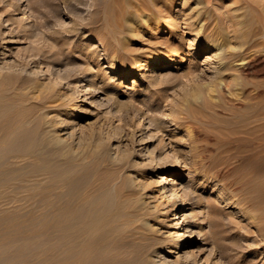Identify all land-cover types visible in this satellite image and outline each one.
Segmentation results:
<instances>
[{
    "label": "rangeland",
    "instance_id": "1",
    "mask_svg": "<svg viewBox=\"0 0 264 264\" xmlns=\"http://www.w3.org/2000/svg\"><path fill=\"white\" fill-rule=\"evenodd\" d=\"M50 1L0 0V125L4 124L6 128L8 126L7 129L3 127L4 125L0 126L3 130H0V147L4 143L3 140L6 142V145L4 143L2 149L0 148V157L4 156L2 160L0 159L2 166L0 202L8 203L4 205L5 207L0 206V264H77L79 261V264H84L83 252L77 256L78 261L72 259L70 249H67L69 243L65 235L66 222L78 216L75 218L78 220L72 221L76 224L81 221L82 224L87 220L88 229L87 226L85 229L89 230L94 223L92 219L94 221L96 213L102 206L105 210L112 209L110 219L113 226L108 230L103 226L102 229L101 223L100 230L97 227L89 230L94 231L97 228L98 238L100 237L106 245L96 251L90 244L92 249L86 253L89 255L87 264L91 262L116 264V260L118 264L121 262L123 264V260L129 259V256L130 259L134 257V262L136 259L137 261L135 263L127 261L126 264H138V261H141L139 264H145V260H142L145 259L144 256L135 255L136 242L130 238L131 236H127L129 230L133 228L131 226L138 225L137 223L143 219L153 224L157 232L156 237L152 236L162 240L161 246L164 247V251L171 249L162 255L158 254L159 258L151 257V264H264L262 149L258 147V141L252 143L246 136L248 127L258 124L264 117V0H157L154 11L160 13L162 11L163 14L160 15L165 16L169 8L175 26L160 25L156 31L146 30L138 35V39L134 38L131 42L126 39L111 40L107 36L105 21L97 20L95 15L97 9L93 0H86L85 4L79 5L86 7L79 17L65 6L64 0ZM43 9H47L46 13ZM201 23L203 28L200 29ZM197 30L200 32L196 33ZM209 33L222 37L227 34L232 47L243 44L241 48L244 50V57H255L253 60L251 58L247 71L240 76L242 80L240 78L238 80L252 82L243 81L242 83L246 85L245 94L241 95L243 99L240 97V101L234 100L229 104L226 100H221V93L216 88L215 94L221 101L217 102L215 107L214 103L213 105L211 103L208 109L210 112L203 107L206 115L202 118L200 116L196 120L192 118L184 120L183 117L187 115L183 113L192 109L194 103L197 107L207 101L208 88L210 85L215 88L219 77L215 74L214 64L209 63L207 52L202 50L206 47L202 36L210 35ZM119 46H124L122 48L125 51L120 50L121 60L119 63H113L109 61L108 56L112 53V47ZM143 55L146 56V60L150 59L143 75L123 77L120 73L121 68L128 64L136 65L137 57ZM236 68L232 69L235 70V74L238 73ZM151 73L153 76H147ZM89 83H93L95 92L84 95L85 86ZM127 85H131L132 88L127 89ZM36 86L37 88H34ZM247 88L251 91L255 88V92L259 94L258 98H253L255 92L249 90L252 95L248 93ZM46 93L49 96L45 95ZM111 99L116 100V103L113 104ZM75 104L81 109L80 114L70 119L68 129L64 130L60 117L63 111L69 110ZM186 121L190 122L189 129L181 125V122ZM62 133L64 136L60 135ZM60 137L62 138V141H58L60 147L54 146L56 144L51 142ZM235 137L238 139L241 137L245 141L241 139L238 141ZM18 141L21 142L20 145ZM35 141L39 143L38 147ZM65 143L71 145V148L66 147L67 150L63 151L60 148L68 146ZM26 144H29V147H26ZM19 147L23 148L20 150ZM70 149L73 150L71 154ZM29 152L32 155L28 154ZM63 153L68 155L65 156ZM121 155L124 161L119 160ZM102 157L106 159L102 160ZM9 167L11 170H8ZM68 168H71V171ZM9 175H12V179H9ZM165 177L171 182L168 186L164 185V190L168 188L174 190L175 201L179 203L181 209L175 212L169 209L170 211L163 214L159 202L166 192L161 187L164 181L162 178ZM123 179L131 180L133 183L134 195L131 196L133 198L130 199L131 202L127 200L130 198L129 195L124 200L123 196L120 197L117 193L119 183H122ZM139 185L141 189L138 188ZM70 186L72 187L69 188ZM63 189L65 191L67 189L69 196L74 191L73 198L70 197L71 200L67 198L68 202H65V199H57L62 194L66 195ZM3 190L5 192L8 190V193ZM97 196L101 198V203H98L100 201ZM35 197L37 199L39 197V200ZM33 198L36 201L31 200ZM76 198L78 200L81 198L80 202ZM120 199L127 200V204L125 202L122 204ZM58 200L59 204L64 206L61 209L63 211H59L57 208L59 204H55L59 202ZM69 201L76 207L71 208V213L73 211L75 216L70 214L69 217L67 213V210H70L69 205H72L66 204ZM133 201H142L144 206L142 211L147 209L149 212L138 215L141 218L126 217V221L121 213L122 210L127 212V209L122 207L134 203ZM38 203L41 205L38 206ZM80 203L81 210H76L79 208L77 204L79 206ZM85 203L89 209L85 208ZM84 208L85 212L82 210ZM93 210H96L95 214ZM113 212L120 213L118 215L120 217L115 213L113 216ZM29 213L31 218L26 217ZM53 213H57L55 217L58 221L53 219L55 223L52 220L55 215ZM84 213H87L85 216L89 215L86 216L88 219L84 217ZM82 216L85 219H82ZM73 222H70L72 227L75 224ZM58 224L63 228L61 244L55 236ZM79 224L73 228L81 229ZM113 230L117 234L113 233ZM189 230L196 233L197 237L185 244L184 248L175 246L173 248L172 245L181 240L182 233ZM94 237L96 236H93V240ZM119 237L126 240L123 241ZM111 239L113 241L115 239L114 243H111L113 242ZM128 242L130 248L127 247ZM156 245L155 248H160V245ZM107 254H110L109 257ZM95 255L103 258L102 261L97 256L101 261L98 262ZM107 258L112 259L109 261Z\"/></svg>",
    "mask_w": 264,
    "mask_h": 264
},
{
    "label": "bare ground",
    "instance_id": "2",
    "mask_svg": "<svg viewBox=\"0 0 264 264\" xmlns=\"http://www.w3.org/2000/svg\"><path fill=\"white\" fill-rule=\"evenodd\" d=\"M37 2H38V0H36ZM50 1V0H49ZM65 2V6H67V7H69V9L72 11V13L74 14V15H76V16H81L82 15V10L84 11L85 9H86V7H80L79 5L80 4H85L87 1L86 0H64ZM94 1V5H95V8L97 9L96 11V13H95V15H97L96 17H97V20H104L105 21V28H106V30L107 31H105V32H107V36H109L110 38H111V40H116V39H123V40H129V42H131L134 38H137L138 37V35L140 34V33H143L144 31H146V30H155L156 31V29H158V28H160V25L162 26V25H167V27L168 26H170V25H174L175 26V22L173 21V18L174 17H172V11L171 10H169V8H168V10H167V12H166V14H164L165 16H162V15H160V14H163L162 13V11H161V13L160 12H157V11H154V4L157 2V0H93ZM168 1V0H167ZM44 2H45V0H44ZM51 2V1H50ZM44 4V3H43ZM46 4H47V2L45 3V6H46ZM50 4V3H49ZM170 5V4H169ZM37 6V5H36ZM38 7H39V5H38ZM47 7V6H46ZM50 8H51V5H50ZM49 8V9H50ZM171 9V8H170ZM44 10V9H43ZM46 10L47 9H45L44 11H45V13H46ZM43 11V12H44ZM69 11V10H68ZM166 11V10H165ZM45 13H44V15H45ZM51 13H53V12H51ZM59 13V12H58ZM50 15V14H49ZM48 15V16H49ZM50 17V16H49ZM95 17V18H96ZM97 22V21H96ZM101 23V22H100ZM168 23V24H167ZM91 24V23H90ZM98 24V23H97ZM91 25H93V24H91ZM204 25V24H203ZM99 26V25H98ZM101 26V25H100ZM104 26V25H103ZM171 27V26H170ZM91 28V27H90ZM95 28V27H94ZM98 28V27H97ZM96 28V29H97ZM201 28H203V26H202V23H201V25H200V29ZM101 29V28H100ZM94 30V29H93ZM196 30V29H195ZM96 31V30H95ZM202 31V30H201ZM204 31V30H203ZM197 32H200V31H196V33ZM224 32V31H223ZM156 33V32H155ZM212 33V32H211ZM214 33V32H213ZM199 34V33H198ZM205 34V33H204ZM210 34V33H209ZM220 34V33H219ZM141 35V34H140ZM139 35V36H140ZM197 35V34H196ZM227 35V34H226ZM225 35V37H222V36H219V35H217V34H210V35H204V36H202V41H203V43H205V46L206 47H204V48H202V50H205V52H207L206 54L209 56V57H207V58H209L210 60H209V63H211V64H214V70H215V74H217V75H219V77H218V79H217V83H215V85H216V87L214 88V86H211L210 85V87L208 88V91H207V93H206V97H207V101H204V102H202L203 104H200V105H203V106H197L196 107V104L194 105L193 104V108L191 109H189V110H187V112L186 113H183L184 115H187L185 118L183 117V119L184 120H186L187 118H192V119H194V120H196V119H198L200 116H201V118H202V116H205L206 115V112H204L202 109H203V107H204V109H206V110H208L211 106H210V104L212 103V105H213V103H214V105H213V107H215V104L218 102H220L222 99L225 101L226 100V103L227 104H229V103H231L232 101H234V100H238V101H240L239 99H241L242 97H241V95L245 92L244 90H245V84H243L244 82H245V79H243V81H238V80H240L241 79V75L242 74H244L246 71H247V69H248V67H249V63L251 62V58H252V60H253V57L254 56H248V57H244V53H243V51L244 50H242V46H243V44H241V45H239V46H233L232 47V45L230 44V40H229V38H228V36H226ZM243 36V35H242ZM105 37V36H104ZM142 37V36H141ZM242 38V37H241ZM246 38V37H245ZM138 39V38H137ZM233 40V39H232ZM240 40V39H239ZM239 42H241V41H239ZM107 44H105V46H106ZM120 45H121V43H120ZM109 46V45H108ZM116 46V45H115ZM110 47V46H109ZM121 47V49H119ZM122 47H124V46H119V47H112V50H111V54L108 56V58H109V61H111V62H113V63H119V60H121V58H122V56H121V52L122 51H125V50H123V48ZM250 47V46H249ZM252 48V47H251ZM124 49H126V48H124ZM248 49V48H247ZM120 50H122V51H120ZM249 50V49H248ZM250 51V50H249ZM251 52V51H250ZM247 54V53H246ZM252 55V54H251ZM255 58V57H254ZM256 59H257V57H256ZM148 60H150V59H148ZM148 60H146V56H139V57H137V60H136V62H137V64L136 65H130V64H128V65H126V66H124V67H122L121 68V70H120V73L123 75V77H126V78H133L134 76H136L137 74H139V75H143V72H145V66L147 65V62H148ZM255 60V59H254ZM237 67V68H236ZM233 68H236L237 70V74H235V70H233L232 71V69ZM227 74V75H226ZM248 74H250V73H248ZM147 76H153L152 75V73H151V75H147ZM246 76H248V75H246ZM225 78V79H224ZM240 78V79H239ZM227 80V81H226ZM242 80V79H241ZM247 81V80H246ZM243 82V83H242ZM252 81H249V82H245V83H251ZM93 83H89L88 85H86L85 86V93H84V95H87V94H91V93H94L95 92V90L93 89V85H92ZM255 85V84H254ZM249 86H251V84H249ZM253 87H255V86H253ZM34 88H37V86L36 87H34ZM40 88V87H39ZM38 88V89H39ZM126 88L127 89H131L132 88V86L131 85H127L126 86ZM216 88L218 89V91L221 93V100H220V98L215 94V92H216ZM251 88V87H250ZM248 89V88H247ZM253 89V88H252ZM255 89V88H254ZM253 89V91L255 92V90ZM257 89V88H256ZM259 89V88H258ZM35 90V89H34ZM250 89H248V91H249ZM48 91V90H47ZM251 91V90H250ZM248 92V93H251V92H253V91H251V92ZM45 93V91H42V93ZM247 92V91H246ZM50 94V93H49ZM245 94V93H244ZM252 95H253V93H251ZM258 93H256L255 92V94H254V96H253V98H258L257 96L259 95H257ZM45 95H47V93L45 94ZM252 95H251V98H252ZM261 95H262V93H261ZM47 96H49V95H47ZM52 97V96H51ZM56 97V96H55ZM225 97L227 98V99H225ZM241 97V98H240ZM249 97H250V95H249ZM262 97V96H261ZM46 98V97H45ZM50 98V97H49ZM53 98V97H52ZM247 98V97H246ZM243 99V98H242ZM112 100V99H111ZM248 100V99H247ZM47 101H49V100H47ZM235 101V102H236ZM246 101V100H245ZM50 102V101H49ZM190 102V101H189ZM242 102V101H241ZM112 103L113 104H115L116 103V100H112ZM246 103H248V102H246ZM256 103V102H255ZM255 103H254V105H255ZM261 103V102H260ZM225 104V103H224ZM250 104V103H249ZM41 105V104H40ZM247 105V104H246ZM229 106V105H228ZM227 106V107H228ZM248 106V105H247ZM123 107V106H122ZM125 107V106H124ZM222 107V106H221ZM236 107V106H235ZM253 107V106H252ZM6 108V107H5ZM226 108V107H225ZM238 108V107H237ZM2 109V108H1ZM10 109V108H9ZM228 109H229V107H228ZM242 109V108H241ZM244 109V108H243ZM253 109H254V107H253ZM80 108H78L77 107V104H75V105H73L69 110L67 109L66 111H63V113H62V115H61V117H60V123H61V126H63V124H64V130H66V129H68V124H70V122H69V120L70 119H72V118H74V117H78L79 116V114H80ZM224 110V109H223ZM244 110H246V109H244ZM7 111V110H6ZM209 112H210V110H208ZM9 112H10V110H9ZM182 112V111H181ZM233 112V111H232ZM237 112H239V111H237ZM248 112V111H247ZM264 112V111H263ZM243 113V112H242ZM255 113H256V111H255ZM262 113V112H261ZM261 113H259V114H261ZM11 114V113H10ZM42 114V113H41ZM215 114V113H214ZM227 114V113H226ZM244 114V113H243ZM210 115V114H209ZM235 115H237V114H235ZM246 116H247V114H245ZM244 115V116H245ZM181 116V115H180ZM241 116V115H240ZM245 116V118H248V117H246ZM249 116H251V115H249ZM3 117V116H2ZM39 117H40V115H39ZM45 118H46V116H44ZM179 117V116H178ZM178 117H177V119H178ZM207 117V116H206ZM26 118V117H25ZM45 118H43V119H45ZM255 118V117H254ZM31 119V118H30ZM36 119V118H35ZM42 119V118H41ZM176 119V120H177ZM210 120L212 119V118H209ZM241 119H242V116H241ZM252 119V118H251ZM10 120V119H9ZM40 120V119H39ZM46 120V119H45ZM245 120V119H244ZM248 120V119H247ZM250 120V119H249ZM11 121V120H10ZM27 121V120H26ZM44 121V120H43ZM200 121V120H199ZM246 121V120H245ZM251 121V120H250ZM249 121V122H250ZM35 122H36V120H35ZM41 122V121H40ZM232 122H233V120H232ZM248 122V121H247ZM15 123V122H14ZM37 123V122H36ZM243 123H244V121H243ZM254 123V122H253ZM252 122H251V124H253ZM8 124H10V123H8ZM7 124V125H8ZM40 124H42V122L40 123ZM44 124V123H43ZM49 124V123H48ZM250 124V123H249ZM2 125V124H1ZM0 125V126H1ZM4 125V124H3ZM2 125V126H3ZM13 125V124H12ZM15 125H16V123H15ZM180 125V124H179ZM181 125H184L187 129H189V127H191V125H190V122L189 121H186V122H184V123H182L181 122ZM34 126V125H33ZM227 126H228V124H227ZM230 126V125H229ZM3 127H5V125L3 126ZM12 127V126H11ZM36 126H34V128H35ZM50 127V126H49ZM246 127H248V125H246ZM6 128V127H5ZM7 128H8V126H7ZM6 128V129H7ZM14 128H15V126H14ZM23 128V127H22ZM21 128V129H22ZM232 128V127H231ZM244 128V127H243ZM16 129V128H15ZM19 129V128H18ZM236 129H239V128H236ZM1 130V129H0ZM9 130V129H8ZM24 130H26V128L24 129ZM29 130V129H28ZM46 130H48V129H46ZM1 131H3V130H1ZM0 131V132H1ZM31 131V130H30ZM29 131V132H30ZM60 131H62V130H60ZM17 132V131H16ZM28 132V133H29ZM33 132V131H32ZM35 132V131H34ZM65 132V131H64ZM229 133H230V131H228ZM242 132V131H241ZM4 133V132H3ZM7 133V132H6ZM10 133H11V131H10ZM9 133V134H10ZM24 133L25 134H27L25 131H24ZM40 133V132H39ZM61 133V132H60ZM195 133V132H194ZM233 133V132H232ZM17 134V133H16ZM33 134V133H32ZM31 134V135H32ZM64 133H62V134H60V135H63ZM231 134V133H230ZM1 135V134H0ZM4 135H5V133H4ZM3 135V136H4ZM12 135V134H11ZM15 135V134H14ZM17 135H19V134H17ZM40 135H42L41 133H40ZM48 135H50V133L48 134ZM53 135V134H52ZM56 135H58V134H56ZM59 135V136H60ZM227 135V134H226ZM229 135V134H228ZM236 135H238V133L236 134ZM239 135H240V133H239ZM2 136V137H3ZM21 136V135H20ZM25 136V135H24ZM64 136V135H63ZM232 136V135H231ZM244 136V135H243ZM246 136H247V138L253 143V142H256L257 143V141H258V144H259V146L258 147H260L261 149H262V159H263V167H262V170H263V172H264V117L260 120V122L258 121V124H256V125H253V126H251L250 128L248 127V129L246 130ZM11 137V136H10ZM9 137V138H10ZM16 137V136H15ZM55 137V136H54ZM233 137V136H232ZM242 137V136H241ZM241 137H240V139H241ZM4 138V137H3ZM6 138H8V136L6 137ZM38 138V137H37ZM246 138V139H247ZM11 139V138H10ZM9 139V141L10 142H12L11 140ZM232 139V138H231ZM235 139H238V137H235ZM240 139H238V141H240ZM247 139V140H248ZM3 139H1V141H2ZM14 140V139H13ZM18 140V139H17ZM36 140V139H35ZM40 140H41V138H40ZM70 140V139H69ZM233 140V139H232ZM8 141V143H10ZM15 141H16V139H15ZM14 141V142H15ZM20 141V140H19ZM19 141H18V143H19ZM58 141H62V138L60 137V138H58V139H56L55 138V140L53 139V142H51V143H55L56 145H54V146H59V144H60V142H59V144H58ZM66 142H67V140H65ZM237 141V142H238ZM241 141H245V140H242L241 139ZM249 141V143H251ZM2 142H4L5 143V145H6V142L3 140ZM13 142V143H14ZM27 142V141H26ZM29 142V141H28ZM27 142V143H28ZM31 142V141H30ZM36 142V141H35ZM46 142V141H45ZM47 142H49V141H47ZM64 142V141H63ZM62 142V143H63ZM73 142V141H72ZM235 142V141H234ZM3 143V144H4ZM16 143V142H15ZM21 143V142H20ZM20 143H19V145H20ZM51 143H49V145H51V146H53V144H51ZM251 143V144H252ZM2 144V145H3ZM37 144V146L36 147H38V144L39 143H35V145ZM243 144V143H242ZM245 144V143H244ZM2 145H1V149H2ZM12 145V144H11ZM29 144H26V147L28 146ZM33 145V144H32ZM31 145V146H32ZM61 145V144H60ZM65 145H68V146H65V148H63V146H62V148H60V149H63V151H65V149H66V147H70L71 148V145H69V144H66L65 143ZM83 145H85V144H83ZM4 146V145H3ZM10 146V145H9ZM13 146V145H12ZM41 146V145H40ZM39 146V147H40ZM225 146V145H224ZM7 148H8V145L6 146ZM29 147V146H28ZM42 147V146H41ZM40 147V148H41ZM60 147V146H59ZM73 147V146H72ZM258 147H257V150H258ZM10 149H12L13 150V148H11V147H9ZM21 148H23V147H21ZM21 148L19 147V149L21 150ZM25 148V147H24ZM76 148V147H75ZM86 148V147H85ZM84 147H83V149H85ZM254 148V147H253ZM26 149V148H25ZM33 149V148H32ZM41 149H43V147L41 148ZM51 149V148H50ZM247 149V148H246ZM8 150V149H7ZM11 150V151H12ZM29 150V149H28ZM67 150V149H66ZM69 150V149H68ZM71 150V149H70ZM88 150V149H87ZM256 150V149H255ZM15 151V150H14ZM32 151V150H31ZM30 151V152H31ZM39 151V150H38ZM41 151V150H40ZM62 150H61V152H63ZM73 150H71V152H70V154L71 153H73L72 152ZM75 151V150H74ZM77 151H79V150H77ZM81 151V150H80ZM79 151V152H80ZM84 151V150H83ZM92 151H93V149H92ZM92 151H89V152H91L92 153ZM258 151H260V150H258ZM1 152V151H0ZM13 152V151H12ZM17 152H18V150H17ZM26 152V151H25ZM24 152V153H25ZM30 152L28 153V154H30ZM33 152H34V150H33ZM35 152H37V150L35 151ZM43 152V151H42ZM16 152H14V154H15ZM39 153V152H38ZM49 153V152H48ZM52 153V152H51ZM65 153V152H64ZM63 153V154H64ZM69 153V152H68ZM75 153H76V151H75ZM74 153V154H75ZM78 153V152H77ZM85 153V152H84ZM87 153V152H86ZM91 153H89V154H91ZM260 153V152H259ZM34 154V153H33ZM69 154V155H70ZM79 154V153H78ZM95 154V153H94ZM93 154V155H94ZM98 154V153H97ZM121 154V153H120ZM247 154V153H246ZM18 155V154H17ZM19 155H21V154H19ZM30 155H32V154H30ZM35 155V154H34ZM37 155V154H36ZM46 155H47V153H46ZM49 155V154H48ZM52 155H53V153H52ZM62 155V154H61ZM65 156H67L68 154H64ZM76 155V154H75ZM87 155V154H86ZM104 155V154H103ZM255 155V154H254ZM259 155V154H258ZM3 156V155H2ZM1 156V157H2ZM29 156V155H28ZM72 156V155H71ZM77 157H78V155H76ZM96 156V155H95ZM106 156V155H105ZM0 157V159L2 160L3 159V157L1 158ZM17 157V159H18V156H16ZM27 157V156H26ZM37 157H39V155L37 156ZM51 157V156H50ZM49 157V158H50ZM53 157V156H52ZM62 157H63V155H62ZM73 157V156H72ZM87 157H88V155H87ZM93 157V156H92ZM110 157V156H109ZM260 157V159H261V156H259ZM29 158V157H28ZM64 158H66V157H64ZM255 158V157H254ZM26 160H27V158H25ZM74 159V158H73ZM78 159V158H77ZM81 159V158H80ZM89 159V158H88ZM102 160L103 159H106V158H101ZM112 159V158H111ZM111 159L109 160V161H111ZM116 159V158H115ZM114 158H113V160H115ZM260 159H258V160H260ZM20 160H21V158H20ZM25 160V161H26ZM112 160V161H113ZM119 160H123V158H122V155L120 156V158H119ZM127 160V159H126ZM19 161V160H18ZM124 161V160H123ZM28 162H30L29 160H28ZM75 162V161H74ZM77 162V161H76ZM82 162V161H81ZM85 162V161H84ZM117 162V161H116ZM121 162V161H120ZM259 162V161H258ZM48 163V162H47ZM93 163H94V161H93ZM107 163V162H106ZM110 163V162H109ZM114 163V162H113ZM2 164V163H1ZM11 164V163H10ZM10 164H7V165H9V166H11ZM28 164V163H27ZM53 164V163H52ZM55 164V163H54ZM59 164V163H58ZM57 164V165H58ZM71 164V163H70ZM75 164V163H74ZM89 164V163H88ZM120 164V163H119ZM121 164L123 165L124 163H122L121 162ZM80 165V164H79ZM85 165H86V163H85ZM90 165V164H89ZM117 165V164H116ZM125 165H126V163H125ZM21 166V165H20ZM75 166V165H74ZM73 166V167H74ZM94 166V165H93ZM124 166V165H123ZM122 166V167H123ZM0 167H2V166H0ZM13 167V166H12ZM19 167V166H18ZM49 167V166H48ZM72 167V166H71ZM125 167V166H124ZM123 167V168H124ZM5 168V167H4ZM16 168V167H15ZM21 168V167H20ZM77 168H78V166H77ZM149 168H151V166H149ZM8 169V168H7ZM22 169H23V167H22ZM21 169V170H22ZM39 169V168H38ZM70 171H71V168H68ZM67 169V170H68ZM151 169H153V168H151ZM8 170H11V167H9V169ZM19 170V169H18ZM21 170H19V171H21ZM85 170V169H84ZM90 170V169H89ZM24 171V170H23ZM30 171V170H29ZM69 171V172H70ZM86 171H87V168H86ZM122 171V170H121ZM34 172V171H33ZM36 172V171H35ZM43 172V171H42ZM45 172V171H44ZM76 172V171H75ZM1 173V172H0ZM7 172H5V174H6ZM10 173V172H9ZM16 173V172H15ZM18 173V172H17ZM16 173V174H17ZM28 173V172H27ZM38 173V172H37ZM57 173V172H56ZM64 173V172H63ZM77 173V172H76ZM84 173V172H83ZM92 173V172H91ZM8 174V173H7ZM6 174V175H7ZM15 174V175H16ZM19 174V173H18ZM24 174H25V172H24ZM59 174H61V172L59 173ZM0 175H2V174H0ZM27 175V174H26ZM51 175V174H50ZM65 175V174H64ZM69 175V174H68ZM127 175H128V173H127ZM132 175V174H131ZM8 176V175H7ZM6 176V177H7ZM10 176V175H9ZM12 176V175H11ZM9 177V179L11 178L12 179V177ZM56 176V175H55ZM70 176V175H69ZM77 176V175H76ZM92 176V175H91ZM122 176V175H121ZM124 176V175H123ZM133 176V175H132ZM31 177V176H30ZM57 177V176H56ZM60 177H62V174H61V176ZM64 178H65V176H63ZM161 177H163V176H161ZM72 178V177H71ZM98 178V177H97ZM125 178V177H124ZM1 180H2V178H0ZM6 179V178H5ZM7 179H8V177H7ZM27 179V178H26ZM56 179L57 178H55V181H56ZM59 179V178H58ZM79 180H80V178H78ZM118 179V178H117ZM122 179V178H121ZM164 181H163V184L161 185V187L163 188V190H164V185H169V183L171 182L170 180H169V178L168 177H165V178H162ZM48 180V179H47ZM124 181L122 182V183H119L120 184V186H119V188H118V192L117 193H119V195H120V197L121 196H123L122 198L124 199V198H126V196H128L129 195V197L130 198H128L127 200H129L130 202H131V200L130 199H133L131 196L132 195H134V193H133V183H132V181L130 180H125V179H123ZM46 181V180H45ZM59 181V180H58ZM60 181H61V178H60ZM86 181V180H85ZM104 181V180H103ZM111 181V180H110ZM136 181H138V180H135V182ZM93 182H94V180H93ZM105 182V181H104ZM116 182V181H115ZM8 183V182H7ZM22 184H23V182H21ZM44 184V183H43ZM75 184V183H74ZM73 184V185H74ZM82 184V183H81ZM111 184V183H110ZM2 185H4V184H2ZM7 185V184H6ZM56 185V184H55ZM54 185V186H55ZM68 184H66V186H67ZM72 185V186H73ZM95 185V184H94ZM97 185V184H96ZM104 185V184H103ZM113 185V184H112ZM115 185V184H114ZM117 185V184H116ZM258 185V184H257ZM14 186V185H13ZM53 186V187H54ZM64 186H65V184H64ZM72 186H70L69 188H71ZM100 186V185H99ZM98 186V187H99ZM106 186H108V185H106ZM3 187H5V185L3 186ZM60 187V186H59ZM101 187V186H100ZM8 188V187H7ZM47 188V187H46ZM75 188H76V186H75ZM97 188V187H96ZM138 188H140V185H139V187ZM2 189V188H1ZM14 189V188H13ZM43 189V188H42ZM99 189V188H98ZM112 189V188H111ZM110 189V190H111ZM141 189V188H140ZM6 190V189H5ZM5 190H3L4 192H5ZM59 190V189H58ZM64 190V189H63ZM63 190H61V191H63ZM73 190H76V189H73ZM95 190V189H94ZM93 190V191H94ZM102 189H100V191H101ZM114 190V189H113ZM135 190V189H134ZM166 190V192L165 193H163V195H162V198H161V200H160V205H159V207L161 206L162 207V209H163V214H166L168 211H170L169 209H171V212H175V211H178V210H180L181 209V207L179 206V203H177L176 201H175V199H176V194L174 193V190L173 189H165ZM164 190V191H165ZM8 191V190H7ZM6 191V192H7ZM13 191V190H12ZM48 191V190H47ZM66 191H67V189H66ZM65 190L63 191V192H66ZM84 191H85V189H84ZM3 192V193H4ZM5 192V193H6ZM16 192V191H15ZM36 192V191H35ZM57 192V191H56ZM70 192V191H69ZM68 192V193H69ZM74 192V191H73ZM73 192H72V194H71V196H69V194H67V192H66V195L64 194V196H63V194H62V192H61V197L60 198H57V196H58V194H57V196H56V198L57 199H65V202H68V200L70 199L71 200V198L70 197H72L73 196ZM83 192V191H82ZM104 192V191H103ZM110 192V191H109ZM143 192V191H142ZM259 192V191H258ZM1 193V192H0ZM2 193V194H3ZM8 193V192H7ZM45 193V192H44ZM49 193V192H48ZM51 193V192H50ZM98 193V192H97ZM110 193H112V191L110 192ZM109 193V194H110ZM114 193H115V191H114ZM60 194V193H59ZM77 194V193H76ZM83 194V193H82ZM82 194L80 195V196H82ZM92 194V193H91ZM95 194H96V192H95ZM106 194V193H105ZM7 195V194H6ZM5 195V196H6ZM10 195V194H9ZM75 195V194H74ZM118 195V194H117ZM139 195V194H138ZM4 196V195H3ZM11 196V195H10ZM13 196H14V194H13ZM35 196V195H34ZM54 196V195H53ZM60 196V195H59ZM58 196V197H59ZM69 196V197H68ZM76 196V195H75ZM78 196V195H77ZM85 196H87V195H85ZM98 196H99V194H98ZM97 196V197H98ZM106 196V195H105ZM125 196V197H124ZM142 196V195H141ZM28 197H29V195H28ZM66 197V198H65ZM101 197V196H100ZM113 197V196H112ZM111 197V198H112ZM119 197V198H120ZM134 197V196H133ZM143 197V196H142ZM9 198V197H8ZM26 198V197H25ZM30 198H31V196H30ZM67 198H69V199H67ZM73 198V197H72ZM78 198V197H77ZM76 198V200H78ZM83 198V197H82ZM92 198H94V197H92ZM138 198V197H137ZM29 199V198H28ZM27 199V200H28ZM35 199H37V197H35ZM34 198L33 199H31V200H35ZM44 199H45V195H44ZM85 199V198H84ZM97 199V198H96ZM98 199H99V201H100V199L101 198H99L98 197ZM104 199H106V198H104ZM24 200V199H23ZM26 200V201H27ZM37 200H39V197H38V199ZM55 201H56V199H54ZM79 200H81V198H79ZM78 200V201H79ZM83 200V199H82ZM89 200H90V198H89ZM125 200V199H124ZM126 200V201H127ZM135 200V199H134ZM30 201V200H29ZM28 201V202H29ZM36 201V200H35ZM41 201V203H42V205H43V202H42V200H40ZM40 201H37V202H40ZM52 201V200H51ZM55 201H53V203H55ZM59 202L57 203H55V204H59L60 203V200H58ZM75 201V200H74ZM85 201V200H84ZM88 201V200H87ZM92 201V200H91ZM94 201H96V200H94ZM105 201V200H104ZM113 201V200H112ZM120 201H122L121 199H120ZM126 201H122V204H124V202L127 204V202ZM129 201H128V203H129ZM13 202V201H12ZM45 202V201H44ZM71 201H69V203H66V204H72V205H69L70 207V210L68 211L67 210V213H69V217H70V214H72L71 216H75L74 215V212L72 211V213H71V208H72V206L74 205L72 202L70 203ZM80 202V201H79ZM89 202V201H88ZM97 202V201H96ZM108 202V201H107ZM134 203H132V204H128V206L127 205H124V207H122V208H124V209H127L126 211L128 212H125L124 210H122L123 212L122 213H125V215L124 214H122L121 213V215H123L124 217H125V219H126V217L128 218L129 216L131 217H137L138 215H144V214H148V212H149V210H147L146 208H148V207H145V211H142L143 209H142V207H144V206H142V201H140V202H135V201H133ZM14 203H16L15 201H14ZM41 203H38V206H39V204L41 205ZM63 203V200L61 201V204ZM75 203V202H74ZM93 203V202H92ZM95 203V202H94ZM98 203H101V201L100 202H98ZM116 203V202H115ZM261 203L262 204H264V185H263V194H262V196H261ZM5 204H8L7 202H0V206H4ZM36 204V203H35ZM34 204V205H35ZM46 204V203H45ZM51 204V203H50ZM64 204V203H63ZM62 204V205H63ZM65 204V205H66ZM106 202H105V206H106ZM119 204V203H118ZM52 205V204H51ZM76 205V204H75ZM82 205V203H80L79 204V206H78V204H77V207H79V208H77L76 210H81V208L80 207H82L81 206ZM84 205V204H83ZM90 205H93V204H90ZM95 205V207L94 208H96V203L94 204ZM109 205V204H108ZM107 205V206H108ZM111 205H112V203H111ZM36 206V205H35ZM53 206V205H52ZM57 206H59V207H57V208H59V211L62 209V207H64V206H61L60 204L59 205H57ZM67 206V205H66ZM65 206V208L67 209L68 207H66ZM85 208H87L88 206H87V204L85 203ZM115 206H117V205H115ZM114 206V207H115ZM120 206V205H119ZM123 206V205H122ZM145 206H147V205H145ZM5 207V206H4ZM43 207V206H42ZM45 207V209L47 208L46 206H44ZM54 207V206H53ZM98 207H99V205H98ZM97 207V208H98ZM103 207V206H102ZM101 207V208H102ZM38 208V207H37ZM40 208V207H39ZM55 208H56V206H55ZM68 208V209H69ZM73 208L75 209L76 207H74L73 206ZM72 208V209H73ZM85 208L84 209H82L84 212H85ZM101 208H99V210L98 209H96V210H98L97 212L98 213H96V217H95V219H94V221H93V219H92V222H94V223H92V225L89 227L90 229L89 230H91V229H93V227L95 228V227H97V228H99V230H100V227L103 229V226H104V228H107V230H108V228H111L113 225L111 224V223H113L112 222V220L110 219L111 217V215H112V209L111 210H108V209H106L105 210V208L103 207V209L102 210H104V211H102L101 210ZM108 208V207H107ZM109 208H110V206H109ZM115 208H117V207H115ZM31 209V208H30ZM53 209V208H52ZM87 209H89V207L87 208ZM119 209V208H118ZM117 209V210H118ZM137 209V210H136ZM150 209V208H149ZM41 210H43V209H41ZM54 210V209H53ZM58 210V209H57ZM76 210H75V213H76ZM95 210V211H96ZM101 210V211H100ZM129 210V211H128ZM134 210H136V211H134ZM151 210V209H150ZM15 211V210H14ZM29 211V210H28ZM44 211V210H43ZM49 211V210H48ZM59 211H58V213H59ZM61 211H63V210H61ZM87 211V210H86ZM95 211L93 210V212H94V214H95ZM114 211V210H113ZM120 211V210H119ZM152 211V210H151ZM30 212V211H29ZM38 212V211H37ZM55 212H56V209H55ZM36 213V212H35ZM67 213H66V218H67ZM83 213V212H82ZM89 213H90V211H89ZM114 213L115 212H113V216H115L114 215ZM127 213V214H126ZM50 214H52L51 213V210H50ZM53 214H55V215H53V217L54 218H52V220L53 219H55V220H57L56 219V217H57V213H53ZM62 214V213H61ZM78 214V213H77ZM85 214H87V213H84V217L86 218V219H88L87 217L89 216H85ZM91 214V213H90ZM115 214H117V213H115ZM120 213H118L117 214V216L119 215ZM39 215H40V213H39ZM38 215V216H39ZM48 215V214H47ZM60 215V214H59ZM152 215V214H151ZM150 215V216H151ZM32 216V215H31ZM51 216V215H50ZM56 216V217H55ZM92 216H94V215H92ZM123 216H121V218H123ZM27 218L28 217H30V213H29V216L27 215L26 216ZM40 217V216H39ZM41 217H43V216H41ZM47 217H49V216H47ZM68 217V218H69ZM78 218V216H75V218ZM80 217V216H79ZM83 216H82V219L84 218ZM118 217H120V216H118ZM139 217V216H138ZM25 218V217H24ZM31 218V217H30ZM51 218V217H50ZM71 218H73V217H71ZM71 218H69V219H71ZM72 219L73 221H76V220H78V219ZM84 218V219H85ZM93 218V217H92ZM120 218V219H121ZM139 218H141V217H139ZM26 219V218H25ZM39 219H41V218H38V220ZM49 219V218H48ZM60 219V218H59ZM113 219V218H112ZM124 219V220H125ZM158 219V218H157ZM49 220H51V219H49ZM68 219H66V221H67ZM70 221V222H73V221ZM132 220V219H131ZM138 220V219H137ZM136 220V221H137ZM140 220V219H139ZM29 221V220H28ZM58 221V220H57ZM62 221V220H61ZM126 221H127V219H126ZM125 221V222H126ZM129 221V220H128ZM133 221V220H132ZM135 221V222H136ZM39 222H42V221H39ZM69 222V221H68ZM66 222L67 223V234H65V235H67V237H66V239H68V243H69V248H67L69 251H70V253H71V255L73 256V258L72 259H76V260H78L77 259V256H79V254H80V252H83L82 253V255L83 254H85V256H84V258L82 259V262L84 263V264H87V262H88V258H89V255H87L86 253H88V251L89 250H91L92 249V246H89L90 244L91 245H93V247H94V249L97 251V249H103V247H104V245H106V243L104 244L103 243V241L100 239V237L98 238V236H97V228L94 230V231H89V230H87L88 229V223H87V220L86 221H83V223L81 224V221L79 222H77V224H79V225H81L80 227H81V229H74L73 227L74 226H76L77 224L75 223V222H73V223H75V224H73L74 226L72 227L71 226V223L69 222ZM116 222V221H115ZM121 222V221H120ZM123 222V221H122ZM43 223H44V221H43ZM53 223H55L54 222V220H53ZM62 223V225H64V223H63V221L61 222ZM101 223H102V225H101ZM126 223H129V222H126ZM120 224V223H119ZM131 224V223H130ZM129 224V225H130ZM138 225H133V226H131V227H133V228H131V230H129V234L127 235L128 237L129 236H131L130 238H132V239H134V242H136V244H137V246H135V247H137L136 249V251H137V253L135 254V255H139V256H144L145 257V259H142L141 257V259L144 261V262H146L145 264H151V257H156V256H158V258H159V255L158 254H161L162 255V253H164V252H169L171 249H168V250H166V251H164V247H162L161 246V244H162V240H160V239H155L154 237H156V234H155V232H157L156 231V229L151 225V224H149V221L148 220H142L140 223H137ZM66 225V224H65ZM101 225V226H100ZM124 224H122V226H123ZM128 225V224H127ZM58 227H57V231H55L56 232V240H58V242H59V244H61L60 242H62L63 241V239H61V237H62V230H63V228H62V226L60 225V224H58L57 225ZM87 226V227H86ZM99 226V227H98ZM121 226V225H120ZM135 226V227H134ZM78 227V226H77ZM85 227L87 228V229H85ZM114 227H116V226H114ZM126 227V226H125ZM54 228V227H53ZM70 228V229H69ZM116 228H119V226L118 227H116ZM122 228V227H121ZM127 228V227H126ZM114 229V228H113ZM122 230H124V229H122ZM127 230V229H126ZM112 231V230H111ZM54 232V231H53ZM54 232V233H55ZM65 232V231H64ZM116 232H117V230H116ZM120 232H121V230H120ZM124 232V231H123ZM40 233V232H39ZM38 233V234H39ZM111 233V232H110ZM113 233H115V231L113 230ZM113 233H111V235L113 234ZM53 234V233H52ZM115 234H117V233H115ZM122 234V233H121ZM155 234V235H154ZM42 235V234H41ZM154 237H153V236ZM160 235V234H159ZM93 236H96V237H94V240L92 239L93 238ZM117 236V235H116ZM115 236V237H116ZM119 236V235H118ZM126 236V237H127ZM44 237H46V236H44ZM110 237V236H109ZM108 237V238H109ZM112 237V236H111ZM110 237V238H111ZM122 237V236H121ZM125 237V236H124ZM128 237L126 238V239H128ZM160 237V236H159ZM197 237V234L196 233H194L192 230H189L188 232H186V233H182V235H181V240L180 241H178L177 243H176V245L175 244H173L172 246H173V248H174V246L175 247H177V248H184L185 247V244H188V243H190L191 241H192V239H195ZM109 238V239H110ZM113 238V237H112ZM120 238V237H119ZM123 238V237H122ZM122 238H120L121 240H123ZM158 238V237H157ZM60 239H61V241H60ZM65 239V238H64ZM126 239H124V240H126ZM162 239V238H161ZM92 240V241H91ZM123 240V241H124ZM131 240V239H130ZM136 240V241H135ZM65 241V240H64ZM67 241V240H66ZM111 241H113L112 239H111ZM111 241H109V242H111ZM114 241H115V239H114ZM114 241L113 242H111V243H114ZM106 242V241H105ZM108 242V243H109ZM67 242H65V244H66ZM119 243H120V240H119ZM122 243L123 242H121V245H122ZM164 243V242H163ZM64 244V243H63ZM129 244V242L127 243V245ZM132 244H133V242H132ZM156 244H158V245H160V248H155L157 245ZM114 245V244H113ZM130 245V244H129ZM129 245L127 246V247H129ZM156 245V246H155ZM58 246V245H57ZM59 246H61V245H59ZM67 246V245H66ZM88 246L90 247V248H88ZM107 246H109L110 247V245H107ZM123 246V245H122ZM113 247V246H112ZM133 247V246H132ZM131 247V248H132ZM134 247V248H135ZM56 248V247H55ZM62 248V247H61ZM66 248V247H65ZM64 248V249H65ZM130 248V247H129ZM163 248V249H162ZM57 249V248H56ZM63 249V250H64ZM67 249H65V250H67ZM107 249V248H106ZM117 249H119V248H117ZM122 249V248H121ZM58 250V249H57ZM94 250V251H95ZM115 250V249H114ZM124 251H125V249H123ZM130 250V249H129ZM121 251V250H120ZM126 251H127V249H126ZM135 251V252H136ZM62 252V251H61ZM60 252V253H61ZM68 252V251H67ZM93 252V251H92ZM91 252V253H92ZM99 252V251H98ZM107 252V251H106ZM116 252V251H115ZM59 253V252H58ZM63 253H65V252H63ZM100 253V252H99ZM98 253V254H99ZM101 253H102V251H101ZM105 253V252H104ZM107 253H110V251L109 252H107ZM122 253V252H121ZM124 253V252H123ZM134 253V252H133ZM69 254V253H68ZM106 254V253H105ZM114 254V253H113ZM118 254H119V252H118ZM118 254L116 255V256H118ZM168 254H170V253H168ZM82 255H81V257H82ZM91 255H93V253L91 254ZM103 255V254H102ZM108 255V254H107ZM106 255V256H107ZM110 255V254H109ZM109 255H108V257H109ZM134 255V256H135ZM137 255V256H138ZM61 256V255H60ZM71 256V257H72ZM96 256V255H95ZM95 256H92V257H95ZM98 257H99V255H97ZM97 256H96V258H97ZM104 256V255H103ZM132 256V255H131ZM136 256V257H137ZM138 256V257H139ZM88 257V258H87ZM102 257V256H101ZM114 257V256H113ZM119 257H120V255H119ZM124 257V256H123ZM126 257V256H125ZM143 257V258H144ZM116 258H118V257H116ZM121 258V257H120ZM71 259V260H72ZM99 259H100V257H99ZM98 258L96 259L97 261L99 260ZM103 259V258H102ZM102 259H100L101 261H102ZM108 259V258H107ZM112 259V258H111ZM111 259H108L109 261L111 260ZM124 259V258H123ZM156 259V258H155ZM58 260V259H57ZM96 260H94L93 259V261H96ZM99 260V261H100ZM105 260H106V258H105ZM104 260V262H107V261H105ZM113 260H114V258H113ZM120 260V259H119ZM134 260V257L133 258H131L130 259V256H129V259H127V258H125V260H123V262L126 264V262L128 261L129 263L130 262H132ZM79 261V260H78ZM96 261V262H97ZM98 261V262H99ZM100 261V262H101ZM115 261V260H114ZM113 261V262H114ZM122 261V260H121ZM136 261H137V259H136ZM135 261V262H136ZM154 261V260H153ZM167 261V260H166ZM67 262V261H66ZM80 262V261H79ZM79 262H77V264H79ZM112 262V261H111ZM112 262V263H113ZM134 261H133V263H135ZM139 263L141 262V261H138ZM89 263V262H88ZM95 263V262H94ZM102 263V262H101ZM101 263H99V264H101ZM107 263H109L110 264V262H107ZM116 264H118V261L116 260V262H115ZM123 263V264H124ZM138 263V264H139ZM143 263V262H142ZM82 264V263H81ZM90 264H92V262L90 263ZM98 264V263H97ZM102 264H104V263H102ZM121 264H122V262H121ZM154 264V263H153ZM160 264V263H159Z\"/></svg>",
    "mask_w": 264,
    "mask_h": 264
}]
</instances>
